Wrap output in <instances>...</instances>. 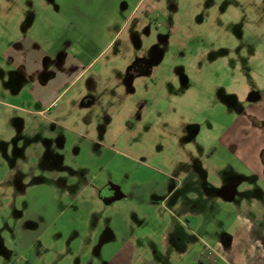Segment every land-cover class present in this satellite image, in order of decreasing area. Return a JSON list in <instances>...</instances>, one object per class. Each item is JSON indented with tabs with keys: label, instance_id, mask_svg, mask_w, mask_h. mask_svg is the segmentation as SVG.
I'll return each mask as SVG.
<instances>
[{
	"label": "rangeland",
	"instance_id": "1",
	"mask_svg": "<svg viewBox=\"0 0 264 264\" xmlns=\"http://www.w3.org/2000/svg\"><path fill=\"white\" fill-rule=\"evenodd\" d=\"M116 23L51 109L0 95V264H239L217 245L238 210H264V180L220 138L254 97L264 107V0H147ZM34 28L47 46L54 32ZM157 53L160 76L129 80ZM219 182L238 190L230 206Z\"/></svg>",
	"mask_w": 264,
	"mask_h": 264
},
{
	"label": "crops",
	"instance_id": "2",
	"mask_svg": "<svg viewBox=\"0 0 264 264\" xmlns=\"http://www.w3.org/2000/svg\"><path fill=\"white\" fill-rule=\"evenodd\" d=\"M146 1L0 0V95L19 102L7 104L27 114L51 109L70 84L80 79L110 47L119 31L117 18L123 13L131 16ZM40 5L43 10L51 11L42 20L37 14ZM97 16L106 18L103 25L93 20ZM35 24L54 32L47 46L39 44ZM103 35L111 37L105 41ZM220 143L264 180L263 106L246 109L224 131ZM240 177L237 176L236 182ZM215 186L219 188L215 194L230 203L229 206L239 194L235 185L219 182ZM205 206L209 217V204ZM251 210L249 206L237 211L226 226L233 239L230 246H217L222 255L236 259L239 264H264V241L255 236L261 229L257 222L261 226L264 210L262 207L256 214ZM122 254L124 258L127 255L126 251ZM120 255L116 252L109 264H118Z\"/></svg>",
	"mask_w": 264,
	"mask_h": 264
},
{
	"label": "flooded vegetation",
	"instance_id": "3",
	"mask_svg": "<svg viewBox=\"0 0 264 264\" xmlns=\"http://www.w3.org/2000/svg\"><path fill=\"white\" fill-rule=\"evenodd\" d=\"M160 55L157 53L155 56H138L133 60V63L129 65L128 68V78L129 80H134L136 76H144L146 79H153L160 76V68L158 64H155L156 56ZM132 99L135 98L131 96ZM151 94H149V98ZM255 105L248 107L249 109L259 108L262 106L260 97H254ZM119 187L117 185L107 183L101 189L100 195L102 199H107L108 201L112 200L114 197L120 195Z\"/></svg>",
	"mask_w": 264,
	"mask_h": 264
}]
</instances>
